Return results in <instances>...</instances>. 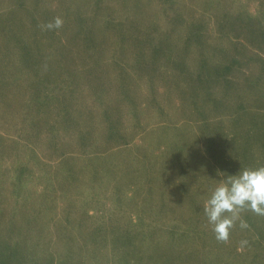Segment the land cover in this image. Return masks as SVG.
I'll return each mask as SVG.
<instances>
[{
    "label": "rangeland",
    "instance_id": "rangeland-1",
    "mask_svg": "<svg viewBox=\"0 0 264 264\" xmlns=\"http://www.w3.org/2000/svg\"><path fill=\"white\" fill-rule=\"evenodd\" d=\"M259 166L264 0H0V264H264L203 212Z\"/></svg>",
    "mask_w": 264,
    "mask_h": 264
},
{
    "label": "clouds",
    "instance_id": "clouds-1",
    "mask_svg": "<svg viewBox=\"0 0 264 264\" xmlns=\"http://www.w3.org/2000/svg\"><path fill=\"white\" fill-rule=\"evenodd\" d=\"M63 25V18L56 16L40 27L53 31ZM218 174L224 178L211 191L203 212L216 241L227 244L237 224L241 230L249 228L245 213L264 217V166L241 168L234 175ZM248 243L241 240L239 247L243 249Z\"/></svg>",
    "mask_w": 264,
    "mask_h": 264
}]
</instances>
